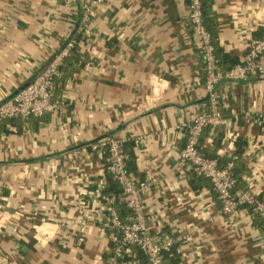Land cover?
<instances>
[{
	"label": "crops",
	"instance_id": "crops-1",
	"mask_svg": "<svg viewBox=\"0 0 264 264\" xmlns=\"http://www.w3.org/2000/svg\"><path fill=\"white\" fill-rule=\"evenodd\" d=\"M203 1L215 40L243 61L264 36V0ZM189 5L0 0V105L71 41L77 48L58 81L61 111L0 124V264H106V154L92 146L108 137L135 144V177L151 182L142 194L148 232L173 238L180 264H264V217L247 207L224 215L211 182L180 164V125L198 107L210 111ZM216 94L222 119L204 131L200 150L228 162L246 141L234 193L264 200V77L223 80Z\"/></svg>",
	"mask_w": 264,
	"mask_h": 264
},
{
	"label": "built area",
	"instance_id": "built-area-1",
	"mask_svg": "<svg viewBox=\"0 0 264 264\" xmlns=\"http://www.w3.org/2000/svg\"><path fill=\"white\" fill-rule=\"evenodd\" d=\"M189 1L192 32L198 40L205 64V88L209 95L210 111L205 113L198 107V113L194 118L189 123L180 125L179 128L187 134L180 164L182 167H190L198 178L211 182L212 190L222 204L224 215L235 216L242 207H247L254 216L264 217L263 199L257 198L250 191L235 195L237 180L233 173L234 161L221 167L218 160L205 157L199 148L204 131L207 128H214L222 119L221 101L216 94L217 85L223 80L249 81L252 77H264V36L251 41L248 53L240 64L223 72L215 54L211 33L205 25L203 0ZM75 48L76 42L71 41L24 90L12 100L0 105V124L17 118L24 120L32 117L42 118L63 109L64 104L55 102L54 98L65 60L72 55ZM126 142L127 140L108 137L92 146L93 151L105 152L108 171L121 186V192L117 196L101 197L107 217L106 226L110 231L108 234L110 248L106 264H139L134 257V248H138L145 255L147 264H165L164 256L172 252L176 242L168 236L155 239L149 234L142 194L150 188L151 182L149 179L138 180L127 172L128 155L124 149ZM117 204L125 205L132 215L122 220L116 209ZM132 257V261H127Z\"/></svg>",
	"mask_w": 264,
	"mask_h": 264
},
{
	"label": "trees",
	"instance_id": "trees-1",
	"mask_svg": "<svg viewBox=\"0 0 264 264\" xmlns=\"http://www.w3.org/2000/svg\"><path fill=\"white\" fill-rule=\"evenodd\" d=\"M208 8H209V10H208ZM209 14H211L210 13V6L208 5V3L203 1V16H204L205 25L207 27V30L211 33L213 45L215 47V54H216L217 58L219 59L221 69L223 72H226V71L233 69L238 64H240L241 60L238 57H236L235 55L225 53L224 50L220 47L219 43L215 40V38L217 36L216 35L217 30H214V28L212 27L213 23L211 21V18L209 17L210 16ZM257 39H260V38H257ZM76 49L77 48H75L73 53H76ZM74 55H76V54H74ZM66 61L68 63V61H70V58H68ZM65 65H66V63H65ZM65 65L62 68V72H64L66 70ZM210 129L211 128H207L205 131L210 130ZM246 145H247L246 141L238 140L236 142V151H235L234 155L231 158H229L228 162H227V160L222 162V158H220V156L215 155V154L212 156L207 154V155H205V157L218 160L221 167H225L229 162L234 161V163H235V168H234V172H233L234 177L237 180V185L239 184V186H242L243 181L241 179V173L244 170L242 158L245 154ZM134 147H135V144L133 142H126L124 149H125L126 154L128 155L127 172L130 175L135 177V175L138 172V169H137L136 155L134 152ZM235 157L237 159H234ZM106 158H107V155H106ZM105 164H106V169H107L108 174H107L106 187H105L103 193H104V195H116L117 196L121 192V186L117 183V181L114 180L112 174L108 171L107 161ZM193 178L200 179L195 175H193ZM193 181H194V179H193ZM116 209H117L120 217L122 218V220H126L128 217H130L132 215V212L123 204H117ZM109 233H110V231H109ZM133 251H134V255H135L134 257L138 261L139 264H147V259H146L145 255L138 248H134ZM164 257H165V262H169L170 264H180V262H181L176 245L173 248L172 252L165 254ZM132 260H133V257L127 259V261H132Z\"/></svg>",
	"mask_w": 264,
	"mask_h": 264
},
{
	"label": "water",
	"instance_id": "water-1",
	"mask_svg": "<svg viewBox=\"0 0 264 264\" xmlns=\"http://www.w3.org/2000/svg\"><path fill=\"white\" fill-rule=\"evenodd\" d=\"M165 264H170L169 262H165Z\"/></svg>",
	"mask_w": 264,
	"mask_h": 264
}]
</instances>
